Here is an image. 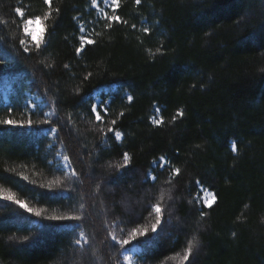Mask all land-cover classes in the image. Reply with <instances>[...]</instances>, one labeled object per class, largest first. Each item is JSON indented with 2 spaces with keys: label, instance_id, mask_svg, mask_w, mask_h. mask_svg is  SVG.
Wrapping results in <instances>:
<instances>
[{
  "label": "trees",
  "instance_id": "1",
  "mask_svg": "<svg viewBox=\"0 0 264 264\" xmlns=\"http://www.w3.org/2000/svg\"><path fill=\"white\" fill-rule=\"evenodd\" d=\"M119 3L122 23L92 0H52L50 16L44 0H0V83L12 81L0 120L34 122L0 124V264H122L131 245L136 264H264V0ZM16 7L41 22L40 50Z\"/></svg>",
  "mask_w": 264,
  "mask_h": 264
},
{
  "label": "snow or ice",
  "instance_id": "2",
  "mask_svg": "<svg viewBox=\"0 0 264 264\" xmlns=\"http://www.w3.org/2000/svg\"><path fill=\"white\" fill-rule=\"evenodd\" d=\"M105 2L107 3L108 0H105ZM141 2V0H136V3L139 5ZM92 3L95 5L97 3V0H92ZM44 4L46 6L49 7L50 11H49V16L52 14V0H44ZM110 4H111V8H112V12H113V15L111 16H107V14H105V18L109 21V22H116V23H122L123 21H121V18L116 15V11L120 8V3H119V0H110ZM15 15H17L21 20H24V17H25V12H24V9L22 7H16L15 8ZM59 9H55V12L58 16L59 14ZM33 23V20L32 19H27V20H24V24H23V28H24V31L25 33L31 37V39L35 42V48L37 50H40L41 49V41L37 39V36H36V33L34 30H30L29 29V25H31ZM109 26H111V23H109ZM150 30L148 28H145L144 29V32L145 33H148ZM80 43L82 44V46H86V45H91L94 43V41L90 40V39H87L86 36L84 35H81L80 38ZM21 44L24 43L23 40L20 41ZM46 44V41L44 42ZM83 49L82 48H77L75 49V51L77 53H80ZM23 51L26 53V54H29V55H32L33 52L31 49H29L28 47H25L23 49ZM91 75V74H89ZM129 100L132 99L131 96L128 97ZM89 111L91 113H99V112H106V108L104 107H101L100 105L98 104H92L90 105V108H89ZM97 120L100 119V116L97 115L96 116ZM27 124V125H32L34 122L32 119H28L27 121H19V120H15V119H4V120H0V124H4V125H22V124ZM38 123H47V121H38ZM154 123H157L159 124L160 121H154ZM52 131L55 132L57 131L56 128H52ZM110 131H113V130H110ZM120 133L119 132H114V138L116 140H119L120 139ZM64 161L67 162V168L69 169H72V163L70 161V157L69 156H64ZM164 158L161 157L160 160H163ZM123 161H124V165L127 166L129 165V156L127 153H124L123 154ZM159 160H157L155 163L159 164ZM161 171H163V168L161 167ZM176 172L178 173L179 170L177 169ZM65 174H68V175H72V176H76L77 173L76 171L73 169L71 170L70 172H67ZM25 180H27V177H24ZM152 182L154 183L155 182V178L153 177L152 178ZM58 183V182H57ZM49 188L52 187V184H49L48 185ZM3 199L5 200H8V201H13L16 205H18L20 208H23L25 209L27 212L29 213H33L34 215L36 216H41L42 214V209L40 208H33V207H30L26 202L20 200V199H17L14 194H12L11 192H8V191H5L4 194H3ZM214 199V198H213ZM205 203L208 205V206H211V203L212 201L210 200H207L205 199ZM148 207H153L152 205H149ZM155 207V212H156V218H155V222L151 224L150 226V231L151 233H155L157 228L159 227L160 223H161V209L158 205L154 206ZM48 219H52V220H62V219H65V217H60V216H52V217H49ZM74 219H79V217H75ZM149 233V228L148 227H143V228H137V229H134L131 234H130V237L131 239H139L141 237H145L147 236V234ZM129 243V240L125 239V240H121L120 241V244L121 245H127ZM192 252V242H189L188 243V249H187V252L185 253V256H184V260L185 261H188L189 259V255L191 254ZM127 258V257H126Z\"/></svg>",
  "mask_w": 264,
  "mask_h": 264
},
{
  "label": "rangeland",
  "instance_id": "3",
  "mask_svg": "<svg viewBox=\"0 0 264 264\" xmlns=\"http://www.w3.org/2000/svg\"><path fill=\"white\" fill-rule=\"evenodd\" d=\"M92 7L95 10L96 14L104 17L106 14L107 10H112L111 8V4H110V0H108V2L106 3L105 0H97V3L94 5L92 3ZM33 23L31 25H29V29L30 30H34L37 36V39L41 41V37H42V32H43V28H42V24L38 19H32ZM24 24V22H23ZM23 34L24 36L32 43H35L30 36H28L23 28ZM11 84L12 81L9 79H4L1 83H0V99L3 102H6L8 99V94L11 91ZM100 91L101 89H97L93 91L92 97L94 98L93 104H98L100 103ZM103 92H106V89L103 90ZM23 100L24 102L27 104L29 109H35V108H40L42 106H44V103L42 102L40 97H36L34 94L30 93V92H23ZM99 115L98 113H95V117ZM56 158L59 160L57 161V164L60 165L61 168L66 169L67 172H70L71 169L67 168V162L64 161V157L60 154L57 153ZM162 164H163V160H161ZM205 199L210 200L213 202V194L212 192H210L208 189H204L202 187H199V200L200 202L205 205L208 206L205 203ZM113 237H115L113 235ZM115 241H117L118 243H120L119 238H114ZM127 240H129V243H131L133 240H131V238H127ZM128 243V244H129ZM138 252V247L131 245L128 248H122L120 251V261L122 264H136V253ZM127 257V258H126Z\"/></svg>",
  "mask_w": 264,
  "mask_h": 264
}]
</instances>
